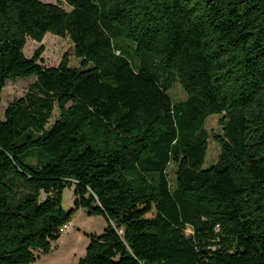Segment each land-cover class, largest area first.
Returning a JSON list of instances; mask_svg holds the SVG:
<instances>
[{
  "label": "trees",
  "instance_id": "trees-1",
  "mask_svg": "<svg viewBox=\"0 0 264 264\" xmlns=\"http://www.w3.org/2000/svg\"><path fill=\"white\" fill-rule=\"evenodd\" d=\"M63 1L0 0V95L35 77L0 121V264L50 252L79 209L106 227L76 264H264V0ZM47 34L80 68L25 55ZM210 115L220 152L204 168Z\"/></svg>",
  "mask_w": 264,
  "mask_h": 264
},
{
  "label": "rangeland",
  "instance_id": "rangeland-1",
  "mask_svg": "<svg viewBox=\"0 0 264 264\" xmlns=\"http://www.w3.org/2000/svg\"><path fill=\"white\" fill-rule=\"evenodd\" d=\"M44 3L59 4V6L70 11L71 7L68 6L63 0H40ZM116 41V40H115ZM117 43L120 48L124 50L126 56L133 61L134 67L139 65V59L134 55L135 44L130 40L118 39ZM43 47L44 51L41 55L40 64L44 67H57L65 54L69 55V66L73 68H80V59L74 55V44L70 38H61L51 34H47L41 42H35L28 39L24 47V53L27 57H32L34 52ZM35 80L34 76L8 79L2 89L0 95V121L4 119V112L8 104L24 96L27 92L29 85ZM171 89L168 95L173 103L181 102L186 99V94L181 88L177 80L172 81ZM58 112H53V117L49 121V125L53 123L57 117ZM220 115H210L205 121V128L208 132V149L203 164L204 168L213 165L220 152L219 144L215 141L214 135L221 133L219 125ZM31 163H36L37 158L32 156L29 158ZM169 178L174 185L175 183V165L170 164L168 168ZM74 187L65 186L61 193V207L68 211L74 206ZM71 226L64 229L61 235L52 241V250L46 254H39L38 259L31 264H71L73 258L85 254V249L88 244L89 235L101 234L105 227L106 222L100 215H89L85 210L79 209L71 216ZM185 235L192 234V229L186 227ZM85 240V242L83 241ZM87 241V242H86ZM82 251L83 254H80ZM75 264V262L73 263Z\"/></svg>",
  "mask_w": 264,
  "mask_h": 264
},
{
  "label": "crops",
  "instance_id": "crops-1",
  "mask_svg": "<svg viewBox=\"0 0 264 264\" xmlns=\"http://www.w3.org/2000/svg\"><path fill=\"white\" fill-rule=\"evenodd\" d=\"M70 226H71V221H69V223L67 224V229L68 228H70ZM89 240V239H88ZM84 242H85V240H83ZM87 242V241H86ZM80 254H83L82 253V251H81V253ZM83 255H80L78 258L76 257V256H74V258H73V263L75 262V264L77 263V261H78V259L80 258V257H82ZM73 263H71V264H73Z\"/></svg>",
  "mask_w": 264,
  "mask_h": 264
},
{
  "label": "built area",
  "instance_id": "built-area-1",
  "mask_svg": "<svg viewBox=\"0 0 264 264\" xmlns=\"http://www.w3.org/2000/svg\"><path fill=\"white\" fill-rule=\"evenodd\" d=\"M64 229H67V224L63 225V226L60 228V234H61V232H62ZM63 232H64V231H63Z\"/></svg>",
  "mask_w": 264,
  "mask_h": 264
}]
</instances>
